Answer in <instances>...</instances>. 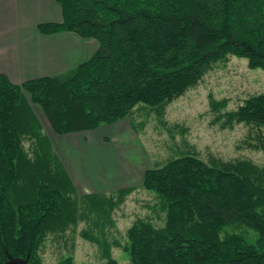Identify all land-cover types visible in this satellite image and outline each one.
<instances>
[{"label":"trees","instance_id":"16d2710c","mask_svg":"<svg viewBox=\"0 0 264 264\" xmlns=\"http://www.w3.org/2000/svg\"><path fill=\"white\" fill-rule=\"evenodd\" d=\"M57 2L62 21L39 23L38 30L75 32L99 47L64 80L43 76L18 84L0 73V264L28 255V264H45L48 234L75 227L79 209L86 217L95 211L96 223L114 224L112 212L134 189L81 195L32 105L63 135L114 124L138 104L162 115L231 57L264 71V0ZM227 104L210 96L213 109ZM220 117L224 127L244 123L262 138L264 92ZM142 186L160 199L166 219L156 226L139 218L126 243H115L131 264H264V165L246 158L207 162L187 152L145 169ZM112 247L103 244L102 264H119ZM58 264L77 263L67 256Z\"/></svg>","mask_w":264,"mask_h":264},{"label":"rangeland","instance_id":"374dc122","mask_svg":"<svg viewBox=\"0 0 264 264\" xmlns=\"http://www.w3.org/2000/svg\"><path fill=\"white\" fill-rule=\"evenodd\" d=\"M262 92L264 71L250 69L247 59L231 57L207 73L196 87L168 104L162 115H158L154 108L138 104L131 115L114 124L60 135L50 128L38 105H32L65 165L74 166L76 159L84 155L88 167L91 164L93 170L100 171L94 162L106 164L109 160L116 171L109 173L125 181V187H134L112 212L114 224L103 218L96 223L95 211L86 217L79 209L81 217L75 227L62 234H48L41 250L44 263L58 264L62 258L72 256L77 264H102L105 261L102 246L108 242L113 245L112 255L119 264H131L129 255L115 243H126L128 228L139 218L151 220L156 226H163L166 219V213L160 208V199L137 180L149 167L161 166L187 152L207 162L215 158L223 161L246 158L264 165V149L254 148L264 144V136L261 138L257 130L244 123L235 124L233 128L224 127L226 118L220 117L226 111L237 109L249 96ZM210 96L216 100L227 99V106L213 109ZM83 136H87V141ZM108 137L112 139L111 143L106 141ZM126 170L132 172V178H125ZM97 182H100L98 178ZM90 185L94 193L107 196L116 195L118 190L125 188L118 186L122 184L102 181L101 185L94 182ZM85 231H88L89 238L82 235ZM249 234L250 239L256 237L254 231Z\"/></svg>","mask_w":264,"mask_h":264},{"label":"crops","instance_id":"0c3cea01","mask_svg":"<svg viewBox=\"0 0 264 264\" xmlns=\"http://www.w3.org/2000/svg\"><path fill=\"white\" fill-rule=\"evenodd\" d=\"M62 19L57 0H0V73L18 84L43 76L61 80L71 77L79 65L97 51L99 43L94 38H83L71 31L42 34L37 28L39 23L61 22ZM83 140L87 141V136H83ZM106 141L111 143L112 139L108 137ZM106 155L109 158V154ZM87 161L84 155L76 159L74 166L61 161L80 192L94 193L90 185L93 182L95 185H101L102 181L126 186L120 177L111 175L116 171L109 160L106 164L94 162L100 171L93 170L91 164L88 167ZM124 176L132 178L133 174L126 170ZM137 180H143V173Z\"/></svg>","mask_w":264,"mask_h":264},{"label":"water","instance_id":"95a60500","mask_svg":"<svg viewBox=\"0 0 264 264\" xmlns=\"http://www.w3.org/2000/svg\"><path fill=\"white\" fill-rule=\"evenodd\" d=\"M30 260L29 255L26 258L10 256L9 260L5 264H28ZM36 264V263H32Z\"/></svg>","mask_w":264,"mask_h":264}]
</instances>
